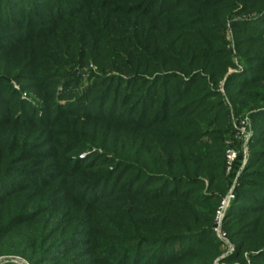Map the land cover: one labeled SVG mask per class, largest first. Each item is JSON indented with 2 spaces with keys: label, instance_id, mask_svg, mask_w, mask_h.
Returning <instances> with one entry per match:
<instances>
[{
  "label": "trees",
  "instance_id": "trees-1",
  "mask_svg": "<svg viewBox=\"0 0 264 264\" xmlns=\"http://www.w3.org/2000/svg\"><path fill=\"white\" fill-rule=\"evenodd\" d=\"M63 50L98 68L80 90ZM10 58L38 104L0 77V256L214 264L215 210L242 157L227 170L223 80L254 133L219 261L264 264V0H0Z\"/></svg>",
  "mask_w": 264,
  "mask_h": 264
},
{
  "label": "rangeland",
  "instance_id": "rangeland-1",
  "mask_svg": "<svg viewBox=\"0 0 264 264\" xmlns=\"http://www.w3.org/2000/svg\"><path fill=\"white\" fill-rule=\"evenodd\" d=\"M254 12L251 13H247V14H243V15H237L236 17L237 18H240V19H249L251 17L254 16ZM223 33H224V36L228 42V45L227 47L229 49H231L232 53L234 54V61L237 62L238 58L237 56L235 55L236 53V48H235V37H234V34H233V31L230 27V24H229V21H227L224 25V29H223ZM43 43V42H42ZM44 44V43H43ZM61 56V60H60V66H61V69H64V71H68V72H71V73H74L76 75H79L80 77V82L81 84L78 85V90L81 89V85H86L88 79L90 78V76H88V72L91 70L95 73H98V68L96 67V65H94L92 63L91 60H88L84 63H80V61H78L76 59V57L74 56H71V53H67L66 55V51L63 50L62 54H60ZM17 59H14L12 60L11 58L8 59V61H6L5 63L3 62H0V77H7L8 78V82H9V85L17 91V95L20 96L21 98H24L25 100H27L28 102L30 103H33L35 105L38 104V101H36V97L33 93L34 90H26V89H22L20 86H19V83H26V80H17L15 79L14 77L15 76H12V74H9L10 73V69L13 65V63L15 61H17ZM3 63V64H2ZM4 65V66H2ZM234 71V68L232 67H229L228 68V73ZM21 81V82H20ZM86 83V84H85ZM219 90L221 91V94L223 95V101L224 103L227 105V108H228V123H230L231 125V132H230V137L229 139H227V143H228V147L227 149H232L235 151L236 153V156L234 159L237 158V155L239 153H241L242 157L239 159L238 158V162L234 165L232 164V166L235 168V166H237V170H236V174L234 177H232V181H231V184L228 188V190L230 188H232V190L234 189V186L237 184V177L241 171V169L243 168L246 160H247V157H248V147H249V140L250 138L253 136V133H254V126H253V123L251 122L252 120L248 117V112H244V113H236L233 109V106L231 104V102L229 101L227 95L225 94V91L223 89V80L220 81L219 83ZM59 103L60 104H63V101L62 99L59 100ZM248 117L249 119V123L248 125L246 126L245 128V131L249 132V135L247 137H245L246 133L243 132L241 129H242V126L240 123H238L239 120L243 119L244 117ZM239 152V153H238ZM237 161V159H236ZM233 168V170H235ZM227 190V192H228ZM226 192V193H227ZM226 193L223 195V197L226 195ZM222 197V198H223ZM221 198V199H222ZM220 199V201H221ZM220 201H219V204H220ZM218 204V206H219ZM217 206V208H218ZM216 208V210H217ZM216 210H215V214H214V226H213V230L215 232V236L217 237V240L219 241L220 243V246H219V256L215 259V262L214 264H220V261L219 259L232 253L234 251V246H233V243L231 242V240L229 239L225 229H224V216H225V213L223 214V216L221 217L220 220H217L215 218V215H216ZM226 212V211H225ZM1 256H9V255H1ZM13 256H17V255H13ZM20 257V256H18ZM22 258V257H20ZM24 259V258H22ZM25 260V259H24Z\"/></svg>",
  "mask_w": 264,
  "mask_h": 264
},
{
  "label": "built area",
  "instance_id": "built-area-1",
  "mask_svg": "<svg viewBox=\"0 0 264 264\" xmlns=\"http://www.w3.org/2000/svg\"><path fill=\"white\" fill-rule=\"evenodd\" d=\"M238 123L241 124V126H242L241 130L246 133L245 137H247L249 135V132L245 131V128L249 123L248 117L247 116L244 117L243 119L239 120ZM235 156H236V153L234 150H232V149L226 150L227 170L230 169L231 164H232ZM233 198H234L233 190H232V188H230L228 190V192L226 193V195L221 199L220 204L216 210L215 218L217 220L221 219V217L223 216V214L225 213V211L229 205V202ZM7 262L14 263V264H29L26 260H24L18 256H13V255L0 256V264L7 263Z\"/></svg>",
  "mask_w": 264,
  "mask_h": 264
}]
</instances>
